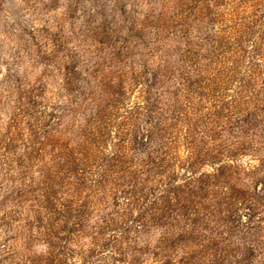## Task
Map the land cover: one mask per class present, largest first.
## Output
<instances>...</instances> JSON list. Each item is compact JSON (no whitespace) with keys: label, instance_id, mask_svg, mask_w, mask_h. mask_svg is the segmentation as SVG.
Returning <instances> with one entry per match:
<instances>
[{"label":"rangeland","instance_id":"obj_1","mask_svg":"<svg viewBox=\"0 0 264 264\" xmlns=\"http://www.w3.org/2000/svg\"><path fill=\"white\" fill-rule=\"evenodd\" d=\"M0 264H264V0H0Z\"/></svg>","mask_w":264,"mask_h":264}]
</instances>
